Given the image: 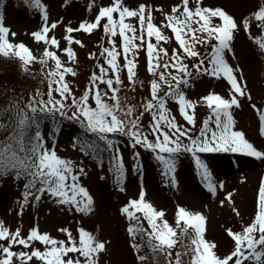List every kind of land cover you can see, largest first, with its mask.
I'll use <instances>...</instances> for the list:
<instances>
[{
  "label": "snow or ice",
  "instance_id": "obj_1",
  "mask_svg": "<svg viewBox=\"0 0 264 264\" xmlns=\"http://www.w3.org/2000/svg\"><path fill=\"white\" fill-rule=\"evenodd\" d=\"M28 2L42 10L45 21L41 29L32 33L35 40L59 49V39L55 35H48L50 28L55 29L58 22L48 23L47 6L42 0ZM156 7L166 17L160 24L154 22L153 5L139 3L137 7H132L124 0H114L108 6H100L94 20L82 21L77 29L70 25L67 27L69 46L62 51L67 54L69 61H74L76 53L71 43L77 38L71 33L79 29L92 33L101 27L102 18H107L102 27L109 44L100 53L105 63L97 60L99 71L91 72L84 90L66 79L67 74L75 76L76 69L67 65L57 51L46 48L37 57L24 42L10 40V28L4 24V16L0 13V54L15 55L24 62L26 68L39 60L41 73L47 79L46 91L38 88L27 100L0 106V112L13 108V115L8 121L12 131L0 142V177L12 172L15 179L23 178L26 181L23 185L21 214L23 207L30 202V197L34 196L38 201L45 193L55 203L70 208L74 206L78 212L93 211L94 197L81 179L86 175L85 165L83 161L77 162L74 158L58 154L54 137H47L53 140L52 145H48L41 125L42 121L48 119L76 121L85 135L73 137L72 147L75 149L79 145L80 152L95 157L101 166L104 153H108L109 171L121 184L126 175L118 140L121 135L129 139L134 150L133 167L137 172L143 168L139 149L150 150L162 166L166 183H174L178 158L190 153L206 187L213 194L218 187L223 189L225 182L217 181L202 154L245 153L264 159V148L257 146L244 130L236 127L233 116V106L241 103L238 97L247 95L251 99V94L246 92V82L238 78L243 75L242 69L234 68L228 58L229 53L235 54L234 32L240 27L237 19L222 7L208 6L202 0H191V4L190 0H177L171 5L170 12L165 11L163 5ZM117 12L118 18L114 16ZM127 18H138L139 33L137 25ZM242 25L248 35L264 49V34L253 35L251 31L255 26L264 33V4L249 17L243 18ZM165 27L171 29L175 41L179 42L171 52L162 43L173 39L164 31ZM11 35L15 36L16 33L12 32ZM117 35L122 37V42L117 41ZM77 42L83 44V41ZM197 45L206 51L202 52ZM145 47L147 68L153 76L150 81L151 98L136 105L128 103L127 96L121 95V72L126 68L128 79L133 85L136 83V57ZM121 54L123 64L118 59ZM96 55L95 52L89 53L90 57ZM188 58L196 61L191 67ZM50 60L54 66H48ZM193 70L197 74L223 77L230 82L229 96L212 91L201 97V101L210 108V114L199 129H196L195 109L200 101L188 98L182 87L191 84ZM102 84L104 87H101ZM164 85L167 88L161 94ZM169 98L178 101L179 112L187 123L178 122L168 107ZM257 110L260 120L264 122V109ZM145 113L150 114L147 126L143 122ZM3 126L0 124V127ZM261 131L264 132V128ZM226 197L232 201L233 192L226 191ZM219 203L223 205L225 200L221 199ZM122 212L127 214L130 221L128 231L133 237L132 246L141 261L151 260L154 264H264V186L259 189L258 210L252 221L238 231L227 228L234 238L233 249L228 253L220 252L216 241L206 238L207 217L203 212L178 205L173 226L165 218V210L158 209L150 199H146L143 188L138 198H131L122 207ZM142 216L147 219L151 230L144 227ZM58 231L66 233V239L41 231L38 225L31 227L28 235H22L19 226L11 230L0 219V239L7 241L0 243V264H15L14 257L19 258V264H26L33 257L41 264H99V255L105 250L107 241L83 226L78 228V239L70 228L64 227ZM137 236L140 237L139 242L136 241ZM37 241L42 242L43 249L35 246L33 242ZM13 245H23L25 248L32 245V249L14 251ZM145 246L149 249L148 253L139 255L140 249Z\"/></svg>",
  "mask_w": 264,
  "mask_h": 264
},
{
  "label": "rangeland",
  "instance_id": "obj_2",
  "mask_svg": "<svg viewBox=\"0 0 264 264\" xmlns=\"http://www.w3.org/2000/svg\"><path fill=\"white\" fill-rule=\"evenodd\" d=\"M12 1L2 0L0 2V13L4 16V24L10 28V40L17 43L24 42L37 57L41 56L46 48L57 51V54L67 65L76 69L77 74L75 76L67 74L66 79L78 85L80 90H84L89 82L91 72L99 71L97 60L105 63L100 53L103 51V47L109 44V38L102 27L103 23L107 22V18H102L101 27L94 29L92 33H88L84 29L71 33L77 38V41H83V44L77 41L71 43L76 53L74 61H69L67 54L62 51L64 47L69 46L66 29L69 25L77 29L82 21L94 20L99 7L108 6L114 0H95V2L93 0H42V3L47 6L48 23L58 22L55 29L50 28L48 35H55L59 39V49L44 41H36L32 35L34 31L41 29L45 22L42 10L32 6L28 0H18L23 1L24 4L21 8H16ZM176 2L177 0H124V3L132 7H137L139 3L153 5V18L157 24L166 20V17L162 15L156 5H163L165 11L170 12L171 5ZM202 3L208 6L222 7L233 15L240 25L239 29L234 32L233 51L235 54L229 53L228 58L234 68L242 69L243 75L238 78L246 82V92L251 94V99L247 95L238 97L241 103L239 106H233V116L236 127L244 130L246 136L257 146L264 148V132L261 131L264 128V122L260 120V113L257 110L264 109V49H261L258 43L248 35L242 25L243 18L249 17L251 13L257 11L264 4V0H202ZM90 4L92 5L91 9L89 8ZM29 5L33 8V12L28 13ZM114 16L118 18V12L114 13ZM127 20L137 25L139 33L138 18H127ZM255 23L258 24V22ZM164 31L173 37L171 41L162 42L165 47L170 48L171 52V49L176 47L179 42L175 41L174 33L170 28L165 27ZM251 31L253 35L264 34L255 26ZM12 32H15L16 35L12 36ZM115 38L118 42H122V37L119 35ZM153 42H155L154 38ZM197 47L201 48L202 52L206 51L200 45ZM91 52H95L97 55L90 57L89 53ZM129 56L131 57V53ZM118 59L122 64L124 63L123 54ZM136 59L138 60L136 83L133 85L128 79L126 68L122 69L121 95L127 96L128 103L140 105L147 98H151L150 81L153 76L147 68L146 47L140 50ZM187 62L191 67L196 61L188 58ZM48 66H54V62L50 60ZM41 68L39 60L34 61L26 68L24 62L15 55L0 54V106L7 105L9 102L14 104L17 100H27L38 88L46 91L47 79L41 73ZM46 70L47 68H45ZM173 71L175 70L173 69ZM101 87L104 85L102 84ZM182 87H184L188 98L200 101L195 109L196 129L202 126L203 120L210 114V108L201 101V97L212 91L226 97L231 94L228 92L230 82L226 78L212 77L206 73L197 74L195 70H193L191 84L182 85ZM166 88L167 85L162 86L161 94ZM168 107L176 115L179 123H187L179 112L178 101L169 98ZM12 115L13 108L11 107L0 112V124L4 125L0 127V142L4 141L12 131V126L8 123L9 117ZM149 120L150 114L145 113L143 122L146 126ZM52 124V119L44 120L41 123L46 139L50 136ZM79 130L83 129L76 121L64 119L53 137L58 154L74 158L77 162L83 161L86 175L81 179L94 197L93 211L91 213L78 212L74 206L70 208L64 204L55 203L45 193L38 201L34 196L30 197V202L23 207L21 214L23 185L26 181L23 178L15 179L14 173L10 172L7 176L0 177V219H3L11 230H15L19 226L22 235H28L30 228L38 225L41 231H48L55 237L66 239L67 234L58 231V229L67 227L78 239V228L83 226L107 241L105 250L99 255V264H150L145 260L138 259L137 250L132 246L133 237L128 231L130 221L127 214L122 212V207L129 203L131 198L139 197L141 188L146 192V199H150L158 209L165 210V218L173 226H175V213L178 205L203 212L207 217L206 238L215 240L217 248L223 253L230 252L234 246V238L228 233L227 228L241 230L252 221L258 210L259 189L264 186V159L245 153L202 154L217 181L224 180L225 182V187L223 189L218 187L217 192L213 194L206 187L195 159L190 153H185L178 158L174 183H166V178L162 175V166L150 150L139 149L143 168L137 172L133 167L134 150L129 139L121 135L118 140L126 167L125 179L121 184L109 171L108 160L104 158L101 166L97 159H91L90 154L80 152L79 145L75 149L72 147L73 137H76ZM52 142V139H47L49 146L52 145ZM157 169L161 179H159ZM226 191L233 192L232 201L227 200ZM221 199L225 200L223 205L219 203ZM137 215L141 214L137 213ZM142 220L144 227L151 230L147 219L142 216ZM134 222L132 221V223ZM181 223L183 224V222ZM177 231L179 233L180 229ZM0 243H7V241L0 239ZM33 243L42 249L44 247L42 242ZM13 248L14 251H31L32 245L27 248L23 245H13ZM175 252L176 249L173 250V256H175ZM69 255L74 254L70 253ZM14 261L15 264H19L18 257H14ZM26 264H41V262L33 257L31 261H26Z\"/></svg>",
  "mask_w": 264,
  "mask_h": 264
},
{
  "label": "trees",
  "instance_id": "obj_3",
  "mask_svg": "<svg viewBox=\"0 0 264 264\" xmlns=\"http://www.w3.org/2000/svg\"><path fill=\"white\" fill-rule=\"evenodd\" d=\"M3 76V75H2ZM1 77V76H0ZM137 242H139L140 241V237L139 236H137ZM148 251H149V249L145 246L144 248H142V249H140V252H141V255H145L146 253H148ZM145 261H147V262H149V263H151V264H154V262L153 261H151V260H145Z\"/></svg>",
  "mask_w": 264,
  "mask_h": 264
}]
</instances>
